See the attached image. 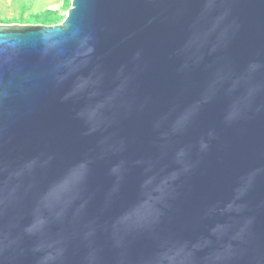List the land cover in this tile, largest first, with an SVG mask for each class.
Masks as SVG:
<instances>
[{
	"label": "water",
	"instance_id": "1",
	"mask_svg": "<svg viewBox=\"0 0 264 264\" xmlns=\"http://www.w3.org/2000/svg\"><path fill=\"white\" fill-rule=\"evenodd\" d=\"M0 264H264V0L0 24Z\"/></svg>",
	"mask_w": 264,
	"mask_h": 264
},
{
	"label": "rangeland",
	"instance_id": "2",
	"mask_svg": "<svg viewBox=\"0 0 264 264\" xmlns=\"http://www.w3.org/2000/svg\"><path fill=\"white\" fill-rule=\"evenodd\" d=\"M73 0H0V24L45 25L42 20L56 12L50 24H61L72 8Z\"/></svg>",
	"mask_w": 264,
	"mask_h": 264
},
{
	"label": "trees",
	"instance_id": "3",
	"mask_svg": "<svg viewBox=\"0 0 264 264\" xmlns=\"http://www.w3.org/2000/svg\"><path fill=\"white\" fill-rule=\"evenodd\" d=\"M56 12H49L46 16H45V18H44V20H42V22L46 25V24H50L51 23V21H53L52 20V17H54L56 14H55Z\"/></svg>",
	"mask_w": 264,
	"mask_h": 264
}]
</instances>
